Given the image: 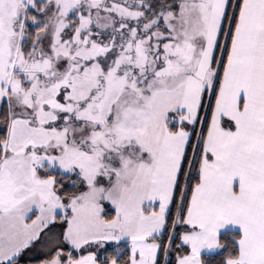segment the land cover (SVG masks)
<instances>
[{"label": "snow or ice", "instance_id": "6c2138e0", "mask_svg": "<svg viewBox=\"0 0 264 264\" xmlns=\"http://www.w3.org/2000/svg\"><path fill=\"white\" fill-rule=\"evenodd\" d=\"M0 264H264V0H0Z\"/></svg>", "mask_w": 264, "mask_h": 264}]
</instances>
